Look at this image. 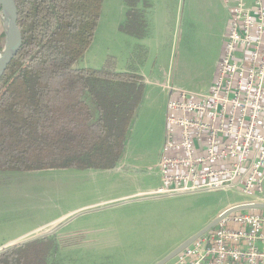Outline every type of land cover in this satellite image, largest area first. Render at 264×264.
Masks as SVG:
<instances>
[{"label":"rangeland","instance_id":"rangeland-1","mask_svg":"<svg viewBox=\"0 0 264 264\" xmlns=\"http://www.w3.org/2000/svg\"><path fill=\"white\" fill-rule=\"evenodd\" d=\"M143 1L142 4L139 0L137 9L146 14L151 5ZM130 2L104 0L94 41L76 65L77 69L105 68L138 75L146 65L144 60L151 61L152 71L148 73L151 82L148 81L147 88L143 83L146 98L132 123L123 164L113 171L98 173L69 169L0 172V246L21 238L51 217L78 211L71 216L72 225L92 218L98 226L110 227L103 234L106 250H96L95 256H88L84 249L76 251L72 241L65 237L60 249L48 258V264H150L202 230L216 214L238 205L264 203L236 189L176 196L149 193L160 182L157 164L165 139V108L169 100L165 86L194 92L209 90L230 15L224 6L221 10L216 7L213 0H182L172 47L157 46L147 51L146 44L136 43L121 30L128 22ZM129 195L134 196L127 198ZM58 230L46 228L22 237L1 248L0 255L45 238L56 242ZM116 243H120L119 255L126 260L106 259L113 254Z\"/></svg>","mask_w":264,"mask_h":264},{"label":"trees","instance_id":"trees-1","mask_svg":"<svg viewBox=\"0 0 264 264\" xmlns=\"http://www.w3.org/2000/svg\"><path fill=\"white\" fill-rule=\"evenodd\" d=\"M138 2L128 4L121 30L142 39L147 24ZM15 3L23 44L0 80V172L115 169L144 85L134 73L76 68L94 41L104 0ZM4 43L2 34L0 51ZM55 250L45 238L1 254L0 264H48Z\"/></svg>","mask_w":264,"mask_h":264},{"label":"built area","instance_id":"built-area-1","mask_svg":"<svg viewBox=\"0 0 264 264\" xmlns=\"http://www.w3.org/2000/svg\"><path fill=\"white\" fill-rule=\"evenodd\" d=\"M223 1L230 19L211 89L165 86L161 185L152 195L236 189L264 201V0ZM168 264H264V212L229 215Z\"/></svg>","mask_w":264,"mask_h":264},{"label":"crops","instance_id":"crops-1","mask_svg":"<svg viewBox=\"0 0 264 264\" xmlns=\"http://www.w3.org/2000/svg\"><path fill=\"white\" fill-rule=\"evenodd\" d=\"M181 1L182 0H147L148 4L151 5L149 8V12L146 14L141 13L144 21L147 24V35L140 40L138 38H135V37H131V38L135 39L136 43L140 42L141 44H146L144 46H146L147 51L154 50L155 48L157 49V46H159V47L171 46L172 47L173 42H174V38H175L177 30H178V20H179V16H180L179 13H180ZM213 1L215 2V6L218 7L220 10L224 6L225 10L227 11V14L229 15V9L225 5L223 0H213ZM143 3H144V1L142 0V4ZM207 9L208 8L206 7L205 10H207ZM138 10H139V8H138ZM222 50H223V48H222ZM221 53H222V51H221ZM220 56H219V58H220ZM148 63H149V65L145 68V66ZM150 63H151V61H148V58H146L144 60V65L145 64L146 65L145 66L143 65L144 67L141 68L140 72H138V76H141L143 78V83L145 84L146 88H147L148 81H149V83L151 82V80H148L150 77L148 73L150 71H152ZM144 68L147 70L145 71ZM214 75H215V70H214ZM214 78L211 81V84L209 86V90L211 89ZM208 91H206V92H208ZM144 94L145 95H144V98L142 101H144L146 98V93L144 92ZM167 104H168V102H167ZM167 104H166V108H165L166 109V115H167ZM165 126H166V124H165ZM131 131H132V129L130 128L129 134H131ZM131 139H130V141H131ZM164 141H165V139H163V146H164ZM127 142H129V141H127ZM163 146L161 149V156H162ZM126 147H127V144H126ZM160 159H161V157H160ZM159 162H160V160H159ZM159 162L157 164V168H158ZM121 164H123V163L120 162L118 167ZM113 170H108V171H113ZM87 171H94V170H87ZM33 172H43V171H30V172H22V173H33ZM95 172L98 173V172H103V171H95ZM158 175H159V172H158ZM158 180L160 181L158 184L160 187V185H161L160 175H159ZM159 187H157L156 189H158ZM156 189H154V190H156ZM154 190H151L149 193H151ZM133 196L129 195L127 198L133 197ZM91 207H94V206H91ZM222 211H224V209ZM77 212L78 211H74V212H71L69 214H65L63 216H56L53 218L51 217L47 223H45L43 225L36 226V227L33 226L32 229L30 230V232L28 234L22 236V237H25L27 235H31L33 233H36V232L42 230V229L55 227V228L59 229L58 232L56 233V239H55L56 240V249H58L60 247L61 242L63 243L62 238L67 237L68 239H70V241H72L71 243H72V245H74V249L76 251L81 252L84 249V251L86 253H88L87 254L88 256H92V257L95 256L96 250H98V251H101V249L103 251L106 250L105 245L102 242V240H104L103 234L106 233L107 231H109L110 227L108 225H107V227H104L103 225L98 226L97 222H94V220L92 218L86 219L81 224L72 225L74 219L71 216L75 215ZM219 215L220 214H216L214 217H212L209 220L207 225H209ZM200 231L201 230H199L198 232H195L191 236H188L186 239H184L179 244H177L172 249H170L168 252H166V254H163L161 256L156 257L155 259H153L150 262V264H157L162 259H164L167 255H169L171 252H173L175 249H177L180 245H182L184 242H186L188 239H190L191 237H193L194 235H196ZM21 238L12 240L7 244L1 245L0 249L6 247L10 243H13L15 241L20 240ZM118 244H120V243H116V247H114L113 254L112 255L109 254V256L106 259L114 260V261L126 260L122 255H119L121 248L117 247ZM76 259H79V260L82 259L83 260L84 257H77Z\"/></svg>","mask_w":264,"mask_h":264},{"label":"water","instance_id":"water-1","mask_svg":"<svg viewBox=\"0 0 264 264\" xmlns=\"http://www.w3.org/2000/svg\"><path fill=\"white\" fill-rule=\"evenodd\" d=\"M0 19H2L3 24V34L5 35V43L3 51H0V80L7 71L9 65L13 59L17 56L20 51L23 38L20 29L17 25L18 12L15 0H0ZM262 211L264 210V204L261 203H250L238 205L227 209L221 213L216 219H214L209 225L202 229L199 233L188 239L177 249L167 255L157 264H168L173 261L180 253H182L186 248L192 245L196 240L210 232L214 229L220 221L228 217L231 214L241 212V211Z\"/></svg>","mask_w":264,"mask_h":264}]
</instances>
